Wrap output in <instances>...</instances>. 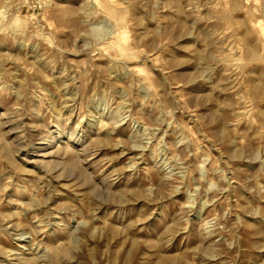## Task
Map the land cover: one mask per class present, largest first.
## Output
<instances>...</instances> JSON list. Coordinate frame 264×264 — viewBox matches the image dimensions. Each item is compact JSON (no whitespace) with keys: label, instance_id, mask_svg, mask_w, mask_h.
<instances>
[{"label":"rangeland","instance_id":"374dc122","mask_svg":"<svg viewBox=\"0 0 264 264\" xmlns=\"http://www.w3.org/2000/svg\"><path fill=\"white\" fill-rule=\"evenodd\" d=\"M0 264H264V0H0Z\"/></svg>","mask_w":264,"mask_h":264}]
</instances>
